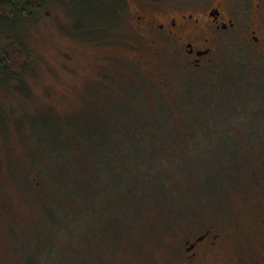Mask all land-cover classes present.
Returning a JSON list of instances; mask_svg holds the SVG:
<instances>
[{"label": "rangeland", "instance_id": "obj_1", "mask_svg": "<svg viewBox=\"0 0 264 264\" xmlns=\"http://www.w3.org/2000/svg\"><path fill=\"white\" fill-rule=\"evenodd\" d=\"M39 1L0 21V264H184L209 228L205 264H264V50L238 26L196 69L135 23L211 0Z\"/></svg>", "mask_w": 264, "mask_h": 264}, {"label": "flooded vegetation", "instance_id": "obj_2", "mask_svg": "<svg viewBox=\"0 0 264 264\" xmlns=\"http://www.w3.org/2000/svg\"><path fill=\"white\" fill-rule=\"evenodd\" d=\"M165 6V5H164ZM122 8L116 4L115 9ZM160 17L149 12L137 13L135 23L147 40L159 43L163 40L174 45L191 65L199 69L203 63L213 61L215 36L229 35L243 30L242 41L257 50H264V0H211L197 3L190 9L183 6H165ZM118 11V10H117ZM244 17L245 26H240L237 17ZM142 62L147 63L144 57ZM264 226V219L261 220ZM229 234L206 229L189 240L183 249L184 264H205L210 255L218 252L219 244Z\"/></svg>", "mask_w": 264, "mask_h": 264}, {"label": "trees", "instance_id": "obj_3", "mask_svg": "<svg viewBox=\"0 0 264 264\" xmlns=\"http://www.w3.org/2000/svg\"><path fill=\"white\" fill-rule=\"evenodd\" d=\"M40 3L39 0H0V21L4 18L19 23L23 19V22L30 21L36 13L41 11ZM117 13L118 11L115 18ZM27 61L26 53L21 50L17 42L12 40L6 42L0 46V77L7 78L6 83L9 85H17L18 77L25 72L28 65Z\"/></svg>", "mask_w": 264, "mask_h": 264}]
</instances>
